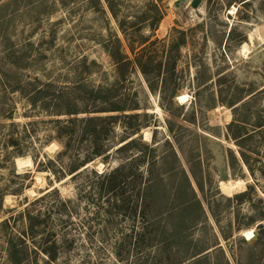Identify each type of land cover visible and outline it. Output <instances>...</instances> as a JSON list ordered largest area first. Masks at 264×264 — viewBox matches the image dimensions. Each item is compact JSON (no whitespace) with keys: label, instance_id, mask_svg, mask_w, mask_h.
Segmentation results:
<instances>
[{"label":"rangeland","instance_id":"rangeland-1","mask_svg":"<svg viewBox=\"0 0 264 264\" xmlns=\"http://www.w3.org/2000/svg\"><path fill=\"white\" fill-rule=\"evenodd\" d=\"M119 1L113 18L105 6L104 12H97L87 0H0V223L9 220L8 227L0 229V264H9L5 240L22 235L19 213L33 210L34 198L50 187L64 199L75 194L70 182H55L40 165L61 150L53 122L65 117L49 115L55 108L53 99L42 103L43 109L32 108L27 101L33 95L30 87L23 93L13 91L15 83L25 85L34 79L53 86L43 88L48 97L66 92L78 108L88 103L87 90L116 85L127 104L139 109L126 114L139 118L120 119L114 142L129 127L131 131L142 124V141L156 143L160 156L173 148L179 163L169 157L160 160L163 186L155 196L160 197L159 209L168 214L161 215L135 246L134 240L120 243L131 223L117 220L107 238L73 231V246L59 252L55 262L30 254L26 264H264V134L256 141L259 153L251 155L250 175L227 133L233 119L227 105L231 100L242 99L239 105L256 94L254 110H264V0H200L197 8L190 6L191 0L154 2L163 17L153 31L149 24L156 12H147L148 0ZM242 1L249 3L240 6ZM119 27L135 31L133 36L167 40L159 57L165 86L174 88L172 77L179 87L173 100L160 102L136 70L116 84L106 46L117 37L128 54ZM177 32H184L185 45L169 53ZM240 40L244 41L239 44ZM172 62L174 75L167 70ZM58 105L66 108L63 100ZM229 152L236 164L231 165ZM25 159L28 163L19 167L17 162ZM95 169L101 171L103 165ZM171 169L177 175L170 174ZM179 169L201 201L203 216L175 209L184 193ZM248 186L253 189L238 197ZM79 213H85L84 205ZM73 221L69 227L76 230L79 220ZM258 225L263 226L260 232ZM136 227L140 230L141 225ZM251 229L258 235L246 239L244 232Z\"/></svg>","mask_w":264,"mask_h":264},{"label":"trees","instance_id":"trees-1","mask_svg":"<svg viewBox=\"0 0 264 264\" xmlns=\"http://www.w3.org/2000/svg\"><path fill=\"white\" fill-rule=\"evenodd\" d=\"M87 1L97 12H104L105 6L113 18H116V12L120 10L119 0ZM161 1L148 0L147 12H156L153 21L149 24L151 31L157 28L163 17L160 13L163 11L154 4ZM248 3L249 1H242L240 6H247ZM120 29L128 54L123 50L122 43L117 37L113 39L110 47L106 46L115 66L116 84L124 83L125 73L136 70L142 76L149 92L159 95L160 102L163 103L167 98L173 100L177 96L175 94L179 87L172 77L170 81L175 83L174 88L168 89L165 86L163 63L159 57L167 40L137 37L133 36L136 35L135 31L128 33ZM176 34L177 38L170 37L169 53L178 51L185 45L184 32ZM243 41L240 40L239 44ZM167 70L174 75L175 62H172L171 68ZM115 86L111 84L87 90L88 103L84 108H78L72 96L66 92L63 96L59 94V97H48L45 89L53 86L48 83L40 85L36 79L31 83L26 82L25 85L15 83L12 86L13 91L20 93H23L27 87L32 89L33 95L27 98L32 108L43 109L42 103H50L53 99L55 108L49 115L56 118L65 117L64 120L55 119L53 122L54 140L61 145V150L54 158H49L40 165L44 171L52 175L55 182L60 183L64 180L70 182L75 194L73 198L64 199L58 189L50 187L33 199L31 202L33 210L24 209L19 213L24 222L22 235L7 236L5 240L9 264H26L30 254L43 255L48 263L55 262L59 252L69 251L73 246L76 237L73 231L79 235L78 231L85 230L86 235L107 238L114 232L111 227L115 226L117 220L131 223L130 232L121 234L120 243L123 240L127 242L134 240L132 242L134 245L137 244L138 238L146 236L148 228L154 225L161 215L168 214L167 210L159 209L160 197L155 196L159 186H163L164 173L158 170H161L160 160L169 157L172 158L173 163L178 164V156L171 147L164 156H160L154 146L156 143L148 144L142 141L140 134L142 124L131 131L129 127V132L118 135V140L114 142L117 136L115 125L120 119L139 118L136 114H126L128 111L139 109L136 105H128L115 90ZM257 99L254 94L239 105L237 104L242 99L227 103L233 115L232 121L227 126V133L238 148L239 159L250 175H253L254 171L250 164L251 155L259 153L256 150V141L259 135L264 134V110H254ZM57 100H63L66 108L63 110L59 108ZM18 155H21V152ZM229 159L231 165L237 163V158L231 152ZM113 162L117 164L112 166ZM99 164L103 165L101 171L95 169ZM169 171L170 174L177 175L175 170ZM179 171L184 193L183 201L175 209L181 213L197 212L199 216H203L201 201L197 199L185 172L180 169ZM191 175L198 189H201L192 171ZM252 189L253 187L248 186V189L238 197L246 196L248 190ZM179 194L177 198L180 197ZM81 205H84L83 214L79 213ZM89 209L91 212L88 211ZM74 219L79 220L78 224H80L76 230L72 229V226L69 227L74 225ZM8 224L9 220L6 218L0 223V229L7 228ZM136 224L141 225L140 230ZM257 229L260 232L263 226L258 225ZM257 235L258 233H255L250 239ZM37 238L40 239V243L36 241Z\"/></svg>","mask_w":264,"mask_h":264},{"label":"bare ground","instance_id":"bare-ground-1","mask_svg":"<svg viewBox=\"0 0 264 264\" xmlns=\"http://www.w3.org/2000/svg\"><path fill=\"white\" fill-rule=\"evenodd\" d=\"M184 98V96H180L179 97V101H182ZM56 145V144H55ZM47 149V148H46ZM18 163V166L21 167L23 166L24 164H27L28 163V159H25V160H21L20 162H17ZM24 167V166H23ZM253 235V230H249V231H246L244 232V236L246 237V239H250Z\"/></svg>","mask_w":264,"mask_h":264},{"label":"water","instance_id":"water-1","mask_svg":"<svg viewBox=\"0 0 264 264\" xmlns=\"http://www.w3.org/2000/svg\"><path fill=\"white\" fill-rule=\"evenodd\" d=\"M179 1H183V0H179ZM200 0H191L190 6L192 8H197L199 6Z\"/></svg>","mask_w":264,"mask_h":264}]
</instances>
